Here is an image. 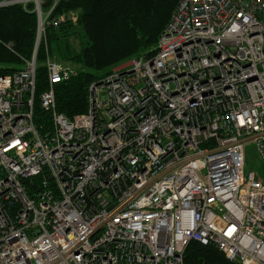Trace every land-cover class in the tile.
<instances>
[{"label": "built area", "instance_id": "built-area-1", "mask_svg": "<svg viewBox=\"0 0 264 264\" xmlns=\"http://www.w3.org/2000/svg\"><path fill=\"white\" fill-rule=\"evenodd\" d=\"M56 2L34 3L31 59L0 72V264H184L191 242L264 264V184L243 174L245 141L264 163V0H179L155 55L91 84L72 118L54 88L75 70L47 57L40 135L36 52L77 20H49Z\"/></svg>", "mask_w": 264, "mask_h": 264}, {"label": "trees", "instance_id": "trees-1", "mask_svg": "<svg viewBox=\"0 0 264 264\" xmlns=\"http://www.w3.org/2000/svg\"><path fill=\"white\" fill-rule=\"evenodd\" d=\"M7 0H0V3ZM55 0H43L46 12ZM48 19L76 13L67 20L47 26L36 52L33 122L37 132L52 131L51 115L41 108L38 96L48 85L45 60L50 57L70 65L75 75L55 85V108L68 118L83 114L88 107V88L99 83L122 63L156 53L158 37L179 0H56ZM37 15L33 2L0 7V72L11 74L24 67L35 49ZM78 41V46L74 44ZM11 45V46H8ZM10 48H8V47ZM39 177L33 179L38 183ZM36 185V184H35ZM33 185L34 187H36ZM38 189V188H37ZM34 188L28 187L31 194ZM184 264H236L210 246L191 242Z\"/></svg>", "mask_w": 264, "mask_h": 264}, {"label": "rangeland", "instance_id": "rangeland-1", "mask_svg": "<svg viewBox=\"0 0 264 264\" xmlns=\"http://www.w3.org/2000/svg\"><path fill=\"white\" fill-rule=\"evenodd\" d=\"M8 1H17V0H7V2ZM26 1H34V0H26ZM37 1H39V3L43 2V0H37ZM73 42L75 45L78 46L77 40H74ZM104 94H105L104 91L101 90L99 92V97L100 98L104 97ZM243 147H244L243 174L247 175L248 173L253 172L255 174V177L261 180L262 183L264 184V163L257 151L255 143L252 141H245Z\"/></svg>", "mask_w": 264, "mask_h": 264}, {"label": "water", "instance_id": "water-1", "mask_svg": "<svg viewBox=\"0 0 264 264\" xmlns=\"http://www.w3.org/2000/svg\"><path fill=\"white\" fill-rule=\"evenodd\" d=\"M17 1H25V2H27L26 0H17ZM9 2V1H8ZM8 2L7 1H3V2H1L0 3V7L1 6H5L6 4H8ZM34 3L36 4V6L38 5V1L37 0H34Z\"/></svg>", "mask_w": 264, "mask_h": 264}]
</instances>
